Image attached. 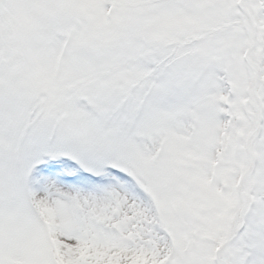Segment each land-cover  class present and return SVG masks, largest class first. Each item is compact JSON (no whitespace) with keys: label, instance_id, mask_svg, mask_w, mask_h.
I'll return each mask as SVG.
<instances>
[{"label":"snow or ice","instance_id":"1","mask_svg":"<svg viewBox=\"0 0 264 264\" xmlns=\"http://www.w3.org/2000/svg\"><path fill=\"white\" fill-rule=\"evenodd\" d=\"M0 264H264V0H0Z\"/></svg>","mask_w":264,"mask_h":264}]
</instances>
